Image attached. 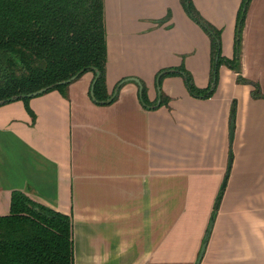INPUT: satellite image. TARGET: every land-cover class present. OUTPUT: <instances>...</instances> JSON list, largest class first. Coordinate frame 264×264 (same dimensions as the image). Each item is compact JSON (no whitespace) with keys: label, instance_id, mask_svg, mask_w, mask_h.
Wrapping results in <instances>:
<instances>
[{"label":"crops","instance_id":"0c3cea01","mask_svg":"<svg viewBox=\"0 0 264 264\" xmlns=\"http://www.w3.org/2000/svg\"><path fill=\"white\" fill-rule=\"evenodd\" d=\"M192 2L232 58L242 0ZM104 22L114 102L97 104L87 71L65 94L32 97L34 118L22 100L0 104V215L23 191L72 217L75 264L155 262L161 201L212 202L209 228L231 155L200 264H235L248 248L250 264H264V0L250 3L240 70L222 65L209 98L193 96L183 73L159 81L184 66L210 84V36L181 0H104ZM141 86L156 104L144 105Z\"/></svg>","mask_w":264,"mask_h":264},{"label":"trees","instance_id":"16d2710c","mask_svg":"<svg viewBox=\"0 0 264 264\" xmlns=\"http://www.w3.org/2000/svg\"><path fill=\"white\" fill-rule=\"evenodd\" d=\"M251 1H242L236 20L234 54L228 58L222 55V31L202 17L192 0H181L210 36V85L199 88L184 66L162 74L159 81L183 73L193 96L211 97L222 65L236 71L241 68L242 32ZM107 56L104 0H0L2 104L22 100L34 118L29 105L32 97L53 90L65 94L72 81L61 82L95 70L99 71L93 87L96 102L110 104L115 98L107 88ZM43 88L48 89L30 96ZM255 93H259L258 88ZM160 98V105L170 100L162 93ZM141 100L146 107L152 105L145 86ZM223 192L211 218H215ZM0 264H75L72 217L32 200L23 191L13 192L9 213L0 215Z\"/></svg>","mask_w":264,"mask_h":264},{"label":"rangeland","instance_id":"374dc122","mask_svg":"<svg viewBox=\"0 0 264 264\" xmlns=\"http://www.w3.org/2000/svg\"><path fill=\"white\" fill-rule=\"evenodd\" d=\"M236 20H237V16H236ZM234 41H235V37H234ZM161 93L165 94L162 89H161ZM160 94H159V98H160ZM147 96H148V90H147ZM160 100L162 99L160 98ZM150 103L154 105L157 102L153 101ZM169 103L170 100L168 104H164V105L169 107ZM211 212H212V202H205V201L195 202V201H185V200L161 201L160 242H159V249L157 250L158 252L157 260H159V263H156L157 260L153 262L151 258V260H147L145 264H195L200 252L201 245L207 233L206 231L208 229L207 227L209 224L208 222L210 217L209 213ZM249 249L250 248L243 250L237 249L235 250V252L232 253L236 255L235 264H250ZM227 257L228 256H226L224 262L227 261ZM230 264H234V261H230Z\"/></svg>","mask_w":264,"mask_h":264},{"label":"water","instance_id":"95a60500","mask_svg":"<svg viewBox=\"0 0 264 264\" xmlns=\"http://www.w3.org/2000/svg\"><path fill=\"white\" fill-rule=\"evenodd\" d=\"M98 75H99V71L95 70V79L98 77ZM75 78H76V76L70 78L67 81L61 82V84L69 83V82L73 81ZM95 79H94V82H95ZM130 79H133L134 81L138 82L139 85H141L140 82L138 81V79H136V78H130ZM94 82H93L92 87H91V95H92L93 99L96 101V98L94 96V91H93ZM50 87H52V86H50ZM50 87H48V88H50ZM48 88H43V89H41V90H39V91H37L35 93L30 94V96L42 93ZM141 88H142V86H141ZM111 100H112V98H110L108 101H111ZM3 102L4 101H0V104H2ZM234 126H235V113L233 111L232 116H231V123H230V141L231 142L233 141V137H234ZM231 166H232V156L230 155L228 169H227V173H226V176H225V180H224V182H223V184L221 186V191L224 190V188L226 186V182H227V179H228V176H229V172H230ZM221 191H220V193H221ZM220 193H219V196H220ZM219 196H218V198H219ZM213 223H214V218H211L207 234H206V236L204 238V241L202 243V246H201V249H200V252H199V255L197 257V260H196L195 264H200L201 261H202V258H203V255H204V252L206 250L207 243H208V239H209L211 231H212Z\"/></svg>","mask_w":264,"mask_h":264}]
</instances>
